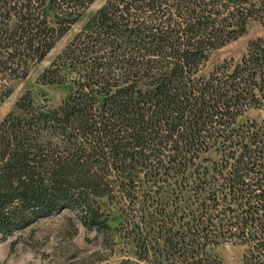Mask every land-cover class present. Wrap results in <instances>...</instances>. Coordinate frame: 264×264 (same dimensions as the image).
<instances>
[{"label":"trees","instance_id":"obj_1","mask_svg":"<svg viewBox=\"0 0 264 264\" xmlns=\"http://www.w3.org/2000/svg\"><path fill=\"white\" fill-rule=\"evenodd\" d=\"M93 1L0 0V74L26 77ZM254 19L264 0H106L40 76L74 75L73 90L49 109L26 95L0 123V241L117 197L146 264H218L207 246L221 241L246 247L241 264H264V40L199 75ZM165 190L179 202L138 199Z\"/></svg>","mask_w":264,"mask_h":264},{"label":"rangeland","instance_id":"obj_2","mask_svg":"<svg viewBox=\"0 0 264 264\" xmlns=\"http://www.w3.org/2000/svg\"><path fill=\"white\" fill-rule=\"evenodd\" d=\"M106 2L94 0L81 14L76 23L56 42L54 47L38 63L34 64L26 77L0 74V123L9 113H17V101L28 95L36 107L55 108L73 90L74 75L60 84H47L40 80L43 71L82 28L84 23ZM264 40V23L250 20L243 35L210 52L199 75L207 77L216 67L236 64L246 53L251 41ZM8 95H4L7 91ZM261 111L238 118L241 123L249 118H260ZM254 115V116H253ZM210 153L200 155L198 163L206 166ZM154 191V190H153ZM138 192H141L138 190ZM186 196V192L182 190ZM118 196L119 193H115ZM180 190H165L161 197L147 199L138 193L139 200L146 204L170 205L179 202ZM106 198L89 200L90 209L64 207L49 216L40 218L22 230L14 231L0 241V264H146L136 254L135 243L129 236V226L119 224V208L127 207V201L117 203ZM140 203L133 208L139 213ZM93 216L101 224L87 226L83 216ZM87 220V219H86ZM89 220V219H88ZM246 247L234 241H221L208 245L207 252L218 264H241Z\"/></svg>","mask_w":264,"mask_h":264}]
</instances>
